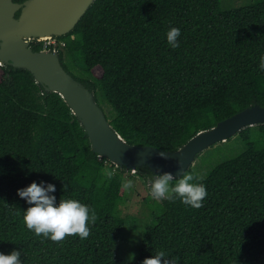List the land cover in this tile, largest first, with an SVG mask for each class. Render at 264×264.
Listing matches in <instances>:
<instances>
[{
  "label": "trees",
  "instance_id": "obj_1",
  "mask_svg": "<svg viewBox=\"0 0 264 264\" xmlns=\"http://www.w3.org/2000/svg\"><path fill=\"white\" fill-rule=\"evenodd\" d=\"M171 27L181 30L176 49L166 39ZM57 38L62 66L129 143L174 151L235 112L264 106V0L227 9L221 0H93ZM0 66V253L21 251L22 264H142L161 250L178 264H264V123L242 127L243 150L199 181L208 193L203 207L155 201L138 255L127 261L115 252L130 169L91 149L58 92L46 91L26 68ZM106 167L116 170L110 181ZM135 171L149 189L161 173L145 165ZM185 172L199 176L190 166ZM32 182L53 184L57 203L76 199L94 210L90 236L61 243L27 229L23 212L31 205L17 190Z\"/></svg>",
  "mask_w": 264,
  "mask_h": 264
},
{
  "label": "water",
  "instance_id": "obj_2",
  "mask_svg": "<svg viewBox=\"0 0 264 264\" xmlns=\"http://www.w3.org/2000/svg\"><path fill=\"white\" fill-rule=\"evenodd\" d=\"M92 1L25 0L17 5L12 0H0V65L26 68L46 91L58 92L78 118L98 156L132 172L145 165L153 173L170 172L177 178L205 148L228 139L242 127L264 123V106L254 103L198 131L174 151L127 142L114 131L92 91L65 70L57 51L29 46L30 37L42 40L69 32ZM161 152L168 158L162 159Z\"/></svg>",
  "mask_w": 264,
  "mask_h": 264
},
{
  "label": "clouds",
  "instance_id": "obj_3",
  "mask_svg": "<svg viewBox=\"0 0 264 264\" xmlns=\"http://www.w3.org/2000/svg\"><path fill=\"white\" fill-rule=\"evenodd\" d=\"M180 35L181 30L178 27H171L167 31L166 39L173 49L179 47ZM259 67L264 70V57H261ZM160 156L162 159L168 158L165 152H161ZM102 175L110 181L116 175V170L106 167L102 169ZM131 175L136 176L137 172L133 171ZM202 179L197 174L185 171L178 178H174L170 172L154 174L150 194L157 200L172 202L179 199L192 209H200L208 195L205 185L199 182ZM121 186L127 192L133 188L134 180L125 178ZM55 191L53 184L44 182H32L17 190V195L31 205L23 212L26 228L32 230L36 236H43L53 242L62 243L69 236L87 239L90 236L89 223H95L97 219L94 210L76 199L61 197L57 203L56 197L51 195ZM0 264H22L21 251L13 250L7 255L0 253ZM142 264H178V258L170 257L169 253L161 250L150 258H145Z\"/></svg>",
  "mask_w": 264,
  "mask_h": 264
},
{
  "label": "rangeland",
  "instance_id": "obj_4",
  "mask_svg": "<svg viewBox=\"0 0 264 264\" xmlns=\"http://www.w3.org/2000/svg\"><path fill=\"white\" fill-rule=\"evenodd\" d=\"M255 0H221L222 8H231L238 5L253 2ZM58 39L57 36H51ZM50 37L46 38L49 39ZM76 76V74L73 72ZM2 75V68L0 66V77ZM135 131L130 130L127 134L129 140L135 139ZM244 148V144L239 138L238 134H234L224 141L214 143L202 150L194 158L190 167L196 171L200 177H205L209 170L221 160L238 154ZM132 171L126 172L123 179H133L134 186L131 190L125 191L123 189L124 202L120 207L122 216L125 219V225L122 230V237L118 242L115 252L116 257L125 259L127 261H134L138 255L140 246L142 230L146 222L150 218L151 209L155 201L150 194V189L146 181L138 174L131 175ZM132 256L133 258L131 259Z\"/></svg>",
  "mask_w": 264,
  "mask_h": 264
},
{
  "label": "built area",
  "instance_id": "obj_5",
  "mask_svg": "<svg viewBox=\"0 0 264 264\" xmlns=\"http://www.w3.org/2000/svg\"><path fill=\"white\" fill-rule=\"evenodd\" d=\"M42 49L54 50L62 49L64 41L50 37L49 39H42Z\"/></svg>",
  "mask_w": 264,
  "mask_h": 264
},
{
  "label": "flooded vegetation",
  "instance_id": "obj_6",
  "mask_svg": "<svg viewBox=\"0 0 264 264\" xmlns=\"http://www.w3.org/2000/svg\"><path fill=\"white\" fill-rule=\"evenodd\" d=\"M25 0H12L13 3L15 4H20L22 2H24ZM20 10H21V7L17 8L15 11H14V16L17 17L20 13ZM29 40V46L32 47V43L35 42V41H38L39 39L38 38H35V37H30L28 38Z\"/></svg>",
  "mask_w": 264,
  "mask_h": 264
}]
</instances>
